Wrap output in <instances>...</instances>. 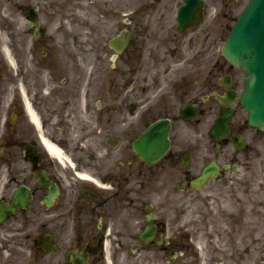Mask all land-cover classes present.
<instances>
[{
  "label": "flooded vegetation",
  "instance_id": "flooded-vegetation-1",
  "mask_svg": "<svg viewBox=\"0 0 264 264\" xmlns=\"http://www.w3.org/2000/svg\"><path fill=\"white\" fill-rule=\"evenodd\" d=\"M248 1L0 0V264L164 257L205 189L208 203L218 189L254 198L264 229V131L240 100L247 72L222 52ZM167 129L168 151L141 157L135 142L153 131L159 149ZM212 163L218 177L194 185Z\"/></svg>",
  "mask_w": 264,
  "mask_h": 264
},
{
  "label": "rangeland",
  "instance_id": "rangeland-1",
  "mask_svg": "<svg viewBox=\"0 0 264 264\" xmlns=\"http://www.w3.org/2000/svg\"><path fill=\"white\" fill-rule=\"evenodd\" d=\"M253 192L255 193V191ZM212 194L215 195V200L211 201L213 208H215V212L212 215L208 214L207 198L209 195L206 190L201 193L197 201L192 202L188 206L186 205V207L184 206L185 210H183L181 222L189 230L190 234H194L192 238L197 237L205 243L204 249L207 256V264H264V229L262 228L257 232L254 228L253 219L245 221L243 230L238 229L236 225L230 226L223 212L229 213L232 211L233 201L230 198H221L225 194L222 189H218ZM219 199L221 212L217 210ZM199 210L200 212H198ZM198 216H203L207 220L199 221ZM176 230L177 224L173 230H170V234L172 235ZM257 233L261 234V240L259 241ZM232 238L234 239L232 240ZM212 241L219 243L218 249L214 248ZM189 250L193 261H190L188 257L183 258L181 256L172 259L171 262L149 259L145 262L133 264H194V260H196L194 254L196 252L191 247H189ZM216 254L219 259L213 261Z\"/></svg>",
  "mask_w": 264,
  "mask_h": 264
},
{
  "label": "water",
  "instance_id": "water-1",
  "mask_svg": "<svg viewBox=\"0 0 264 264\" xmlns=\"http://www.w3.org/2000/svg\"><path fill=\"white\" fill-rule=\"evenodd\" d=\"M245 25L248 28L245 29ZM245 40L247 46H245ZM259 59L264 52V0H252L242 19L234 28L225 47V54L237 64H248L245 55ZM253 78L249 80V93L244 102L251 114V122L264 125V68L258 60L248 67Z\"/></svg>",
  "mask_w": 264,
  "mask_h": 264
},
{
  "label": "bare ground",
  "instance_id": "bare-ground-1",
  "mask_svg": "<svg viewBox=\"0 0 264 264\" xmlns=\"http://www.w3.org/2000/svg\"><path fill=\"white\" fill-rule=\"evenodd\" d=\"M34 117V116H33ZM36 119V118H34ZM44 141L46 143V145L48 146V150L50 151V153L52 155L58 156L60 158H65L63 152L60 150V148H58L56 145H54L52 142H50L48 139L44 138ZM183 219V217L181 218ZM184 232V236L186 235H190L191 237H193L192 234H190L189 230L187 228H185L183 230ZM193 241L195 242V252L197 253V263L198 264H205V260L207 259L206 256V252H205V243H203L200 239H198L197 237L193 238ZM214 248H217L219 243H217L216 241H212ZM218 249V248H217ZM216 259H219L218 255L216 254V256L214 257L213 261H215Z\"/></svg>",
  "mask_w": 264,
  "mask_h": 264
}]
</instances>
